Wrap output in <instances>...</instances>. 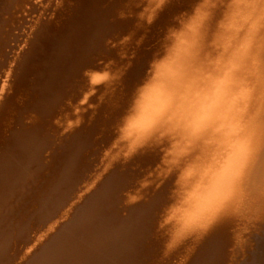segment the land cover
Returning a JSON list of instances; mask_svg holds the SVG:
<instances>
[{
    "label": "bare ground",
    "instance_id": "6f19581e",
    "mask_svg": "<svg viewBox=\"0 0 264 264\" xmlns=\"http://www.w3.org/2000/svg\"><path fill=\"white\" fill-rule=\"evenodd\" d=\"M184 0H0V264H264V220L164 257L160 150L115 125Z\"/></svg>",
    "mask_w": 264,
    "mask_h": 264
},
{
    "label": "clouds",
    "instance_id": "9594fccd",
    "mask_svg": "<svg viewBox=\"0 0 264 264\" xmlns=\"http://www.w3.org/2000/svg\"><path fill=\"white\" fill-rule=\"evenodd\" d=\"M115 125L113 162L160 150L164 257L264 220V0H184ZM187 256L179 264H184Z\"/></svg>",
    "mask_w": 264,
    "mask_h": 264
}]
</instances>
